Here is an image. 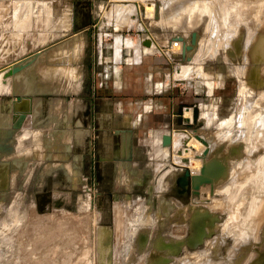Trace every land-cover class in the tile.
<instances>
[{"label":"rangeland","instance_id":"1","mask_svg":"<svg viewBox=\"0 0 264 264\" xmlns=\"http://www.w3.org/2000/svg\"><path fill=\"white\" fill-rule=\"evenodd\" d=\"M145 3L154 4V12L151 15L146 14ZM156 3L159 5L158 19H155ZM20 5H29L28 7L30 8L26 13L18 16L21 24L28 22L30 14L27 12L33 10V13L36 14L40 10L42 13V6H44L41 3H34L33 5L29 1H25ZM117 8H122V10L116 13ZM87 16L88 19H92V22L98 21L100 26L104 24L107 28L106 30L104 26H101L104 28L97 32L98 37L89 34L90 55L98 38L101 39L105 48L116 42V60L119 59L121 50L125 48L134 49L137 54L136 56H139L140 49L144 50L141 51L144 57H153L155 52L164 54V58L168 63L166 66L164 65L165 72L158 76L159 80H162L165 84L162 89L163 93L154 98L155 102H153V105L158 112L149 113L148 117L140 121L136 127V132L143 134L141 138L139 137L140 140L149 137L152 131L157 130L164 131V135H170V144L154 153H152L154 151L152 147L154 144L159 145L161 143V136L156 135L149 141L148 156L151 158L155 156L157 158H154L152 161L138 160L140 168L135 161L118 162L115 166L116 176L114 177L115 169L112 170L114 173L109 171V177L107 176V179H104L105 185L102 186L103 188H99L98 184L104 183L101 181L99 175L97 176V170H99L101 162L99 145L97 143L100 129L96 126L94 127L91 193L99 191L116 194L118 202L114 203V205L117 204L116 206L113 205L115 214L119 212V215H121L122 210L126 212L120 217L114 215L115 221L120 218L119 220L121 221L118 220L117 222H120L122 228V230L121 228L119 230L120 224L116 222V225L119 226H116V230L118 228L119 232L117 233L118 236H116L115 242L120 247L123 246L122 238L124 237L123 239H126L124 246L129 242L132 244L134 236L129 234L125 238L123 235L128 233L129 230L136 234L150 228L148 248L154 255L153 259L146 260L149 255L148 251L140 254V260H138L137 264H160L161 259L159 260V258L163 257V255L169 258L168 264H197L201 261V263H208L207 260L210 261L208 264H217V262L221 264L226 262L225 258L227 259L231 248L237 254L235 256L238 260L236 264H242L251 253L259 251L257 247L260 244L248 242L243 246V251L239 250L237 245L233 243L238 244L235 228L246 227L245 224L247 222L252 224V226H256V222H259V219H261L259 215L262 213H259L262 209L264 210V206H260L264 202V193L261 195L264 191V184L261 183L264 179H261L264 177L260 176V174L264 175L262 174L264 167L260 168L264 165L261 163L264 162V153H262L264 152V145L261 142L264 141V127L260 129V123H258L264 117V62L258 64L259 69L256 73L252 70L256 65V62L253 61L254 47L260 36L264 34V0H95L94 6L88 9ZM3 19L4 14L0 13V22ZM114 29L117 31L115 32ZM192 31L200 34L198 48L194 53L192 61L185 63L181 58L183 42L172 41L171 37L181 32L185 36L186 41L189 42ZM106 34L111 35L106 36ZM112 34L113 36L116 34L115 41L112 39ZM46 39H49V35L41 33L39 42L43 43ZM147 39L150 41L149 46L143 45V42ZM162 44H164V48ZM68 53V47L63 46L59 49L58 60L63 62L65 57L67 58ZM112 54V50L109 52L106 49L104 52L106 59L110 58ZM130 54L123 49L122 55L124 58ZM28 58H31V56ZM143 61L139 65H134L132 69L142 77L141 81H143L141 85L137 86L140 91L135 95L145 100L149 98L147 95H144L145 90L143 89L145 88V76L148 73L146 67H148L149 62ZM41 62L37 63L39 66L35 68V72H33L32 68L30 72L20 73V71L14 76L7 78L4 77V72L11 66H14V64L9 65L5 70L0 69V92H11L13 84L22 85V91L31 94L35 90L40 91V86L42 88L46 87V90L49 89L50 86L47 82H50L57 75H63L64 71L62 68L55 69L54 66L51 67V70H47L46 65ZM93 65L95 66V62L89 57L90 104H95L98 98H112L115 102L121 101L122 98L124 99L123 94L117 95L114 93L113 82L117 79H124L123 68L125 63L121 64L119 75L113 74L114 76L111 79L105 80L100 75L103 72L102 66L95 68ZM102 82H105V86L106 83L108 84L106 88L99 86L100 83L102 86ZM165 88L168 91L165 92ZM122 92L128 93L125 90ZM129 92H132V88L129 89ZM0 98L3 97L0 96ZM19 103H17V108L26 109L27 103L24 101ZM6 104L9 108L3 111L2 106H6ZM6 104L0 101V129H9L17 117L16 114L9 113L11 108L10 98ZM160 105L163 106V111L158 109ZM153 110L156 111L155 109ZM194 116H196L195 123L192 122ZM107 118H109V115H103V119L106 120ZM125 118L122 117V121L119 124L127 125L128 121ZM184 118L191 120L189 123L190 127L183 121ZM255 124L258 125L256 126ZM29 134L30 132L26 129L22 132L23 137H27ZM256 135L259 136L258 139H255L257 138ZM259 139L260 143L257 145L256 140L259 142ZM252 142H256V144L252 145ZM81 143H83V140H81ZM99 143L104 146V150L106 151V155L102 156L109 158L111 154L110 135L104 134L99 139ZM191 143L193 144L191 145ZM26 145L30 146V144ZM193 145L194 149H198L195 150L197 152H193ZM186 149L188 152H186ZM12 156L15 155L0 152V188H2L0 190V264H98L96 210L79 207L76 211H73L53 207L52 209L40 212L35 201L34 192L43 188L50 190L51 181L46 177L41 180L38 170L36 173L31 174L27 172V169L24 174L16 178V174L14 172L10 173L8 170L7 159ZM248 157L249 159H247ZM259 157L261 158L258 160L261 161L258 167L262 164L259 167L263 171L261 173H258V170L253 166L254 164H252V161ZM250 159H252L250 161L252 163L249 162ZM183 160H187L188 163H184ZM15 161L17 162V160ZM196 163L198 166H196ZM245 164L250 166H248V172H246L247 166ZM215 166H218L217 168H224L226 170L225 173L213 179L211 184L201 185L198 190L199 196L194 195L190 187L186 191L180 190L181 188L177 180L184 170L190 171L194 176H200L202 170L204 171L203 173L207 174ZM244 166L246 167L244 168ZM216 167L215 170L217 169ZM211 171L214 172V170ZM243 171H245V174ZM254 171L259 174L258 178L255 172L256 180L253 176L254 174H252ZM246 173L247 175L251 173V176L249 175L244 180ZM241 175H243V178ZM250 177H252V180H250ZM10 179L12 182L8 184ZM247 179L251 183H254V185L251 183H249L251 185H248L247 181L249 180ZM255 181H260L259 183L263 186ZM237 182H241V185ZM233 184L237 185V189L234 186V190L232 191ZM242 184L244 185L242 186ZM229 185L232 187L231 195L227 194L229 192L227 189ZM245 185L247 186L245 187ZM259 185L262 186V189ZM242 187H245L246 192L250 191V193H245ZM185 192H188V195L186 194L183 197ZM237 192L242 193L238 194ZM225 194L226 196L229 195L230 199L227 197V199L223 198ZM232 194L233 197L231 198ZM254 194L256 195L254 196ZM214 198L215 200L212 201ZM242 198L247 199L244 201ZM239 199L242 200L238 201ZM255 199L260 200L256 201ZM218 201H221V206ZM223 201L225 203L228 201L227 205ZM222 202L227 209H225ZM180 203L191 207L183 206ZM234 203H237V207ZM215 204L219 209L216 208ZM228 204H231L230 206L234 205L235 207L232 206V208H236L237 212H239L237 213L236 209L232 211V208L230 210ZM239 204L242 205L240 206ZM251 205L254 206V209H251ZM240 207L243 208V212H240ZM115 208H118L119 211H116ZM200 209L208 210L219 218L217 223L214 222L210 226V229H214L215 227L213 236L206 239L196 250H187L182 245L174 253H166V250L164 252L161 251L157 243L158 240L162 239L161 236H171L169 240L179 242L186 234V227L190 225L192 227L190 244L194 245L201 239L203 234H205V231H203L205 230L203 229L205 227V220H202L205 218V215L203 216L204 213ZM258 209L260 211H257ZM229 210L234 213L236 212L235 214H231L232 218L236 214L238 216L236 215L237 217L235 216L232 219L230 212H226ZM197 214H201L204 218H200L201 216L199 217ZM129 215L133 216L129 217ZM195 215H197V219H200H196V224L193 223V220L196 218ZM252 215L259 216L258 218L256 217L258 221H253L255 218ZM123 216H126V218ZM134 216H139V218ZM242 216L244 219L241 220ZM133 218H136L137 221H142V224L146 222V225L141 224L142 227L137 226L140 225V222L138 223ZM129 219L134 220L132 224L134 222L137 223L132 225L130 223L132 221L129 222ZM227 219L229 221L235 220L233 223ZM124 220L125 223L122 222ZM235 222L240 223L234 226ZM170 223L174 224L170 229L171 231H167L166 227ZM228 223L231 225V228H229L230 225H228L229 227L226 226ZM254 223L255 225H253ZM177 224L181 225V227ZM232 232L235 234H232ZM253 233H255L254 230ZM142 242H144L143 239ZM232 244L236 245L235 247L237 248L235 249ZM262 252L264 253V249ZM196 253H199V255ZM195 254L197 257H195ZM155 256H158V258H155ZM204 256L206 257L205 261L203 260L205 259ZM118 257L119 254L116 253V261ZM123 257L125 256L123 255ZM210 257H212L211 260L208 259ZM198 258L201 259L197 262ZM222 260L225 261L222 262Z\"/></svg>","mask_w":264,"mask_h":264},{"label":"crops","instance_id":"2","mask_svg":"<svg viewBox=\"0 0 264 264\" xmlns=\"http://www.w3.org/2000/svg\"><path fill=\"white\" fill-rule=\"evenodd\" d=\"M25 1H29L33 5L41 3L44 6H42V13L40 10L36 14L33 13V10L27 12L30 14V18L26 24H21L18 16L30 9L29 5L19 6ZM94 3L95 0H0V13L4 14V19L0 22V69L5 70L11 64L17 65L26 61L25 68L19 72H30L32 68L35 72V68L39 66L37 63L42 61L41 63L46 65L47 70H51V67L54 66L55 69L62 68L64 71L63 75H57L47 82L50 86L47 90L46 87L40 86V91L35 90L31 94L22 91V85L13 84L11 92H0V96L3 97L0 98V101L6 104L10 98L9 113L17 116L9 129H0V152L17 155V157L12 156L7 159L8 170L10 173L14 172L16 178L24 174L26 169L31 174L38 170L41 180L45 177L49 178V175L59 167L71 172L73 163L70 161L69 155L76 150L78 156L81 157L80 152L83 145L81 140L86 137V132L89 137L92 134L94 137V130L91 128L93 123L100 129L97 143L101 161L107 158L102 156L106 155V151L104 146L99 143V139L104 134L111 137L110 156L116 154L118 157L114 160L115 165L118 162L134 161L139 164L138 160L141 158L145 160L148 158V161L157 158L148 156L149 141L156 135L161 136V143L153 145L152 153L163 148L164 131H152L149 137H143L144 139L140 140L139 137L141 138L143 134H138L136 127L140 121L148 117L149 113L158 112L153 102H155V96L163 93L162 89L165 84L159 80L158 76L165 72L164 65L168 64L167 60L164 58V54L158 52H155L153 57H144L141 53L144 51L142 49L139 51V56H136L134 49L125 48L123 49L131 54L124 58L122 49L119 59L116 60V42L105 48L101 39L98 38L90 55L89 34L98 37L97 32L100 29L105 27L104 29L107 30L106 25L102 24L101 26L104 27H101L99 22L97 24V22H92V19H88L87 11L94 6ZM41 33L49 35V39L43 43L39 42ZM108 35L111 34H106V36ZM115 36L116 34L112 37L114 41ZM63 46L68 47L69 53L67 58L65 57L63 62H60L58 53ZM106 49L113 52L107 59L104 56ZM196 49L187 55L190 61L183 60L185 63L192 61ZM29 56L31 58H28ZM89 57L95 62V66L93 65L95 68L102 66L103 72L100 75L103 80L111 79L115 74L119 75L121 64L125 63L124 79H117L113 82L114 93L123 94V100L115 102L112 98H98L95 104H90ZM143 60L149 62L146 67L148 73L145 76V88H143L144 95L149 98L145 100L135 95L140 91L137 86L141 85L143 81H141L142 77L132 69L134 65L144 62ZM107 85L106 83L105 86V82H102V86L101 83L99 86L106 88ZM131 88L132 92L130 93L129 89ZM124 90L128 93H123ZM164 91L168 90L165 88ZM19 101L27 103L26 109L17 108ZM8 108L7 104L2 106L3 111ZM158 109L163 111V106L160 105ZM106 114L109 115V118L105 120L103 115ZM22 115L24 119L20 127L9 139L10 130ZM122 117H126L127 125L119 124ZM22 123L24 124L22 125ZM24 129L30 132L27 137L22 136ZM26 144H30V146ZM91 147L92 151L93 146ZM10 182H12L11 179L8 184Z\"/></svg>","mask_w":264,"mask_h":264},{"label":"flooded vegetation","instance_id":"3","mask_svg":"<svg viewBox=\"0 0 264 264\" xmlns=\"http://www.w3.org/2000/svg\"><path fill=\"white\" fill-rule=\"evenodd\" d=\"M94 123L92 124L91 128L94 130ZM93 134L89 137L86 135V137L83 140L82 145V151L81 157H79L77 151H72V154L69 155L70 161L73 163V168L71 169V172L65 171L63 168H56L54 172L49 175V180L51 181V188L50 190L47 189H41L36 190L34 192L35 195V201L38 206V210L45 211L54 208H64L76 211L79 207L96 210L97 216H96V237H97V250H98V264H137L140 254H144L145 252L149 251V255L146 258V260L153 259L154 256L149 248H148V242L150 239L149 232L150 228L148 230H143L139 233H133V231L129 230L128 233H126L125 238L128 237V235L132 234L133 242H129L125 245L126 239L122 238L123 246H119L115 240L117 233L119 230H116V221L115 216L113 212V205L115 202H118L116 199V194L111 193H105V192H99L95 191L91 193V164H92V151L91 146H93ZM117 155H111L109 158H106L104 161L100 162L99 170H97V176L101 178V181L104 183L98 184L99 188H103L102 186L105 185L104 179H107L106 177H109V171H112L115 169V162ZM139 160H145L144 158H141ZM148 160V158H146ZM107 161V162H106ZM111 161V162H108ZM113 161V163H112ZM139 165V164H138ZM116 171V169H115ZM115 177V175H114ZM114 184V183H113ZM82 185V186H81ZM113 186V185H112ZM115 190V188L113 187ZM182 191V189H180ZM188 192H185L183 194L186 195ZM188 195V194H187ZM199 196V195H198ZM184 203V202H183ZM182 204V203H180ZM186 207H191L188 205H184ZM193 207V206H192ZM195 207V206H194ZM198 209V207H196ZM203 211L204 215L206 217L205 220V234L201 237L200 240L194 245H191L189 240L191 237V231L192 227L191 225L186 227V234L183 236L182 240L179 242H173L170 239L171 236H161L162 239L158 240V246L160 247V250L168 253H174L176 250H179L182 245L185 247V249H191L196 250L199 248L202 243L206 239H209L214 234V229H210V224L214 222H218L219 218L209 212L208 210H201ZM218 220V221H217ZM191 223V222H190ZM172 224V225H171ZM174 223H170L169 226L166 227L167 231H171V227ZM179 225V224H177ZM115 227V228H114ZM181 227V225H179ZM168 235V234H166ZM165 237V240H164ZM142 239L144 242H142ZM167 239V240H166ZM137 242V243H136ZM118 253L119 257L117 261L115 260V254ZM123 255L125 257H123ZM155 258H158V256H155ZM161 259V260H160ZM160 264H168L169 258L168 257H160Z\"/></svg>","mask_w":264,"mask_h":264},{"label":"bare ground","instance_id":"4","mask_svg":"<svg viewBox=\"0 0 264 264\" xmlns=\"http://www.w3.org/2000/svg\"><path fill=\"white\" fill-rule=\"evenodd\" d=\"M144 8H145V12H146L147 15H151L152 12H154V4H153V3H147V4L145 3V4H144ZM119 10H122V8H117V12H116V13H118ZM115 15H116V14H115ZM22 18H23V16H22ZM22 18H21V19H22ZM122 19H124V18H122ZM122 19H121V20H122ZM118 44H119V41H118ZM174 47H175V49L177 48L176 46H174ZM174 47H173V48H174ZM178 47H179V46H178ZM175 49H174V50H175ZM65 50H66V49H65ZM65 50H64V51H65ZM176 50H178V49H176ZM253 61L256 62V65L253 67L252 70H254V72L256 73L257 70L259 69V65H258V64L261 63V62H264V34L260 36L258 42L255 44L254 51H253ZM9 90H11V89H9ZM240 101H241V100H240ZM240 114H241V113H240ZM239 119H240V117H239ZM239 122H240V121H239ZM258 123H260V125H259V126H260V129H261L262 127H264V117H262V118L259 120ZM255 125H256V124H255ZM257 125H258V124H257ZM257 125H256V126H257ZM261 131H262V130H261ZM263 131H264V130H263ZM263 131H262V134H263ZM259 132H260V131H259ZM260 133H261V132H260ZM258 135H261V134H258ZM256 136H257V135H256ZM261 137H262V136H261ZM263 137H264V136H263ZM258 138H259V136H257V138H255V139H258ZM255 139H254V141H255ZM262 139H263V138H262ZM262 139H261V140H262ZM252 140H253V139H252ZM263 140H264V139H263ZM256 142H257V145H258V143H260V139H259V142H258L257 140H256ZM256 142H252V145H253V144H256ZM261 142H263V145H264V141H261ZM192 144H193V143H191V145H192ZM104 145H105V144H104ZM252 145H250V146H252ZM257 145H256V147H257ZM263 145H262V146H263ZM189 146H190V143H189ZM259 146H261V145H259ZM259 146H258V147H259ZM175 147H176V146H175ZM199 147H200V146H199ZM256 147L254 146V148H256ZM195 148H196V147H195ZM254 148H253V149H254ZM262 148H263V147H262ZM189 149H190V147H189ZM192 149H193V152H197V151H195V150H198V149H194V145H193ZM251 149H252V148L250 147V150H251ZM257 149H258V148H257ZM263 149H264V148H263ZM186 150H187V149H186ZM199 150H200V149H199ZM250 150H249V151H250ZM259 150L261 151V149H259ZM183 151H184V150H183ZM183 151H182V152H183ZM249 151H248V152H249ZM251 151H252V150H251ZM253 151H254V150H253ZM186 152H188V150H187ZM189 152H190V151H189ZM191 152H192V150H191ZM257 152H258V151H257ZM250 153L252 154V152H250ZM262 153H264V152H262ZM193 154H194V153H193ZM260 154H261V153H260ZM260 154H259V155H260ZM183 155H184V154H183ZM259 155H258V156H259ZM255 156H256V155H255ZM258 156H257V157H258ZM260 156H261V155H260ZM263 157H264V156H263ZM263 157H262V160H263ZM260 158H261V157H259V158H255L254 161H252V159L249 160V162H250V161L253 162V163H252V162H250V163L254 164L253 166H255V168L258 170V173L263 172L262 169H259L260 165L262 166V164H260L259 167H258V164H259V162L261 161V160L259 161L258 159H260ZM247 159H249V157H248ZM196 161H197V160H196ZM263 161H264V160H263ZM194 162H195V160H194ZM245 163L250 164V163H248V162H245ZM261 163L264 164V162H261ZM199 164H200V163H199ZM218 164H219V163H218ZM245 165H246V164H245ZM250 165H251V164H250ZM194 166H195V165H194ZM196 166H198L197 163H196ZM246 166H247V165H246ZM246 166H244V168H245ZM248 166H249V165H248ZM248 166H247V171H246V169H244L246 172H248V170H249V169H248ZM215 167H216V166H215ZM215 167H213V169H210V168H209V169H210V172H208V173L206 174V175H209V176L211 177V179H212L211 181H212V182H213V179H215V178H217V177L223 175V173H225V171H226V170H224V168L222 169V167H221V168H217L218 166L216 167L217 169L215 170ZM249 167H250V166H249ZM263 167H264V165H263L262 167H260V168H263ZM211 168H212V165H211ZM256 169H253V170H256ZM211 170H214V172H212ZM257 170H256V171H257ZM208 171H209V170H208ZM245 171H243L244 174H245ZM250 171H252V170H250ZM256 171H254L253 173L251 172L252 174H254L253 176H254L255 180L257 179V177L259 178V176H258L259 174H258ZM255 172L257 173V175H256ZM251 173H250V174H251ZM250 174L247 175V173H246V176L244 175V176H245V177H244V178H245L244 180H246V178H247ZM262 174H264V172H263ZM255 175H256L257 177H256ZM241 176H242V178H243V175H241ZM250 176H251V175H250ZM260 176H261V177H264V175H261V174H260ZM250 178H251L250 180H252V177H250ZM263 179H264V178H262L261 180H263ZM247 180H249V179H247ZM250 180H249V181H250ZM249 181H247V182H248V185H251V184L254 185V183H251V181H250V182H249ZM244 182H245V181H244ZM255 182H258V183H259L260 181H255ZM263 182H264V181H263ZM263 182L261 181L262 184H264ZM232 183H233V182H232ZM234 183H236V182H234ZM237 183L241 185V182H240V183L237 182ZM249 183H251V184H249ZM261 183H259V184H261ZM255 184H257V183H255ZM262 184H261V185H262ZM208 185H209V184H208ZM230 185H232V184H230ZM230 185H229V187H230ZM243 185H244V184H242V186H243ZM257 185H258V184H257ZM261 185H259V187H261V189H262V186H263V185H262V186H261ZM234 186H235V184H233V189H232V187H230V190H229V187L227 188L228 191H229V192L227 191V192H228L227 194H230L231 189H232V191L234 190ZM236 186H237V185H236ZM236 186H235V187H236ZM246 186H247V185H245V187H246ZM240 187H241V186H240ZM245 187H242V189L245 190ZM248 187H249V186H248ZM252 187H254V186H252ZM263 187H264V186H263ZM209 189H210V187H209ZM236 189H237V187H236ZM250 189H251V187H250ZM250 189H249V190H250ZM239 190H241V189H239ZM247 190H248V189H247ZM225 191H226V190H225ZM225 191H224V192H225ZM237 191H238V190H237ZM253 191H254V189H253ZM262 191H263V190H262ZM201 192H202V191H201ZM242 192H243V191H242ZM242 192H239V193L237 192V193L240 194V193H242ZM232 193H234V192H232ZM245 193H250V191H247V192H246V190H245ZM245 193H244V194H245ZM251 193H252V189H251ZM254 193H255V192H254ZM256 193H257V187H256ZM263 193H264V191L262 192V194H261V193H260V194L263 195ZM244 194H243V195H244ZM230 195H231V194H230ZM243 195H242V197H244ZM246 195H247V194H246ZM248 195H249V194H248ZM255 195H256V194H254V196H255ZM258 195H259V194H258ZM228 196H229V195H228ZM228 196H226V194H225V196H224L223 198H226V197L229 198ZM237 196H238V195H237ZM240 196H241V195H240ZM263 196H264V195H263ZM232 197H233V194H232L231 198H232ZM234 197H236V196H234ZM249 197H250V196H249ZM251 197H252V196H251ZM223 198H222V199H223ZM227 198H226V199H227ZM247 198H248V196H247ZM247 198H246V199H247ZM254 198H255V197H254ZM256 198H258V197L256 196ZM259 198H261V197H259ZM229 199H230V198H229ZM236 199H237V198H236ZM242 199H243L244 201H246V199H244V198H242ZM242 199H239L238 201H240V200H242ZM263 199H264V197H263ZM213 200H215V198L212 199V201H213ZM217 200H218V199H217ZM217 200H216V203H217ZM220 200H221V199H220ZM223 200H224V199H223ZM255 200H256V199H255ZM255 200H254V201H255ZM259 200H260V199H259ZM259 200L257 199L256 201H259ZM229 201H230V200H229ZM231 201H232V200H231ZM233 201H234V200H233ZM235 201H236V200H235ZM254 201H253V202H254ZM214 202H215V201H214ZM214 202H212V203H214ZM218 202H219V201H218ZM220 202H221V201H220ZM220 202H219V204H220ZM223 202L225 203V201H223ZM223 202H222V203H223ZM242 202H243V201H242ZM224 203H223V205H224ZM226 203H228V201H226ZM226 203H225V204H226ZM229 203H231V202H229ZM257 203H258V202H257ZM118 204H119V203H118ZM232 204H233V203H232ZM234 204H235V203H234ZM236 204H237V203H236ZM236 204H235V206L237 207ZM253 204H254V203H253ZM116 205H117V204H116ZM116 205H114V206H116ZM200 205H201V204H200ZM212 205H213V204H212ZM226 205H227V204H226ZM228 205H229V204H228ZM230 205H231V204H230ZM230 205H229V206H230ZM239 205L241 206L242 204H239ZM245 205H247V204H245ZM215 206H216V204H215ZM220 206H221V204H220ZM232 206H234V205H232ZM232 206H230V210L233 209ZM235 206H234V207H235ZM248 206H249V205H248ZM251 206H252L251 209H254V208H253L254 206H253V205H251ZM260 206H264V202H263V205L260 204ZM130 207H131V206H130ZM212 207H214V206H212ZM224 207H225V205H224ZM224 207H223V208H224ZM238 207H239V206H238ZM242 207H243V206H242ZM242 207H240L241 210L244 208V207H243V208H242ZM246 207H247V206H246ZM249 207H250V206H249ZM255 207H256V204H255ZM118 208H120V206H118ZM118 208H115L116 211H117V210L119 211ZM121 208H122V206H121ZM210 208H211V207H210ZM216 208H217V206H216ZM216 208H215V209H216ZM220 208H221V207H220ZM231 208H232V209H231ZM240 208H238V210H240ZM263 208H264V207H263ZM211 209H212V208H211ZM215 209H214V210H215ZM217 209H219V208H217ZM225 209H227V208L225 207ZM228 209H229V208H228ZM235 209H236V208H235ZM235 209H233L232 211H234ZM121 210H122V209H121ZM138 210H139V209H138ZM230 210H229V211H226V212H230V215H231V214L234 213V212H232V211H230ZM241 210H240V212H243V211H244V210H242V211H241ZM113 211H114V209H113ZM123 211H124V210H122L121 215H122V214L124 215V213H126V212H123ZM136 211H137V210H136ZM223 211H224V210H223ZM251 211H253V210H251ZM257 211H260V210L258 209ZM130 212H131V209H130ZM219 212H222V211H219ZM236 212H237V209H236ZM236 212H235V213H236ZM238 212H239V211H238ZM238 212H237V213H238ZM246 212H247V211H246ZM254 212H256V211H254ZM222 213H223V212H222ZM235 213H234V214H235ZM258 213H259V212H258ZM258 213H257V214H258ZM261 213H262V214H261ZM116 214H117V215H116ZM116 214H115V211H114V215H115V216H117V217H120V216H121V215H119V212H117ZM130 214H132V213H130ZM133 214H134V213H133ZM141 214H142V213H141ZM239 214H240V213H239ZM244 214H245V213H244ZM252 214H253V213H252ZM255 214H256V213H255ZM259 214H261V215H259ZM259 214H258V215H259L260 217H259V216H258V217L261 218V219H259V220H260V221H259L260 224H258L259 222H256V221H258V220H256V217H257V216H256V215H255V216L252 215V216L255 218V220H253V221H255V222L257 223L256 226H252V224H250L249 222H247V224H245L246 227H242V228H238V227L235 228V227H234V228L236 229V230H235V233H236V239H237V241H238V244L235 243V242H233V241L236 240V239H234L232 242H233L234 244L237 245V247L239 248V250L243 251V249H244L243 246H244L246 243H248V242H249V243H250V242H253L254 244H260V245L257 247V249H259V251H258L257 253H251L250 256L248 255L249 257L247 256L248 258L245 259V261H243L242 264H264V253L262 252V250L264 249V210L262 209L261 212H260ZM134 215H135V214H134ZM136 215H137V214H136ZM139 215H140V214H139ZM197 215H199V217L201 216V214H197ZM197 215H195L196 218L193 220V223H195V224H196ZM236 215H237V214H236ZM236 215H235V216H236ZM126 216H127V214H126ZM126 216H123V217L126 218ZM131 216H133V215H129V217H131ZM140 216H141V215H140ZM203 216H204V214H203ZM235 216H233V218H235ZM237 216H238V215H237ZM237 216H236V217H237ZM240 216H241V215H240ZM248 216H249V215H248ZM123 217H122V219H124ZM134 217L139 218V216H134ZM205 217H206V215H205ZM228 217H229V214H228ZM230 217L232 218V215H231ZM258 217H257V218H258ZM200 218H204V217L201 216ZM233 218H232V219H233ZM238 218H239V217H238ZM254 218H253V219H254ZM119 219H120V218L116 219V222H117ZM133 219H136V218H133ZM229 219H230V218H229ZM229 219H227V220L229 221ZM236 219H237V218H236ZM242 219H244L243 216H242L241 220H242ZM246 219H247V218H246ZM140 220H141V218H140ZM142 220H143V219H142ZM197 220H200V219L198 218ZM202 220H204V219H202ZM234 220H235V219H234ZM234 220H233V221H234ZM238 220H240V219H238ZM238 220H237V221H238ZM241 220H240V222H241ZM249 220H250V219H249ZM249 220H248V221H249ZM119 221H121V220H119ZM126 221H128V219H126ZM130 221H132V222H130ZM133 221H134V220H132V219L130 220V219H129V222H130L131 224L133 223ZM136 221H137V219H136ZM143 221H144V220H143ZM233 221L230 220L229 222H233ZM251 221H252V220H251ZM251 221H250V222H251ZM122 222L125 223V220L122 221ZM122 222H121V223H122ZM137 222L139 223L140 221L138 220ZM137 222H134V224H132V225H135V223H137ZM141 222H142V221H141ZM141 222H140V225H137V226L142 227V225H146V222H145L144 224H142L143 222H142V223H141ZM240 222H238V223L235 222L236 224H233V225H234V226L237 225V224L239 225ZM244 222H245V221H244ZM117 223L120 224V222H117ZM124 223H123V225H124ZM130 223H129V224H130ZM197 223H198V221H197ZM233 223H234V222H233ZM242 223H243V222H242ZM141 224H142V225H141ZM211 224H212V223H211ZM211 224H210V225H211ZM125 225H126V224H125ZM228 225H230V224H229V223L226 224L227 227H229ZM233 225H232V226H233ZM253 225H255V223H254ZM116 226H117V225H116ZM240 226H241V225H240ZM117 227H119V226H117ZM123 227H125V226H123ZM131 227H133V226H131ZM227 227H226V228H227ZM114 228H115V227H114ZM120 228H121V224H120L119 229H120ZM135 228H138V227H135ZM193 228H195V227H193ZM199 228H200V227H199ZM202 228H203V227H202ZM226 228H225V230H227ZM229 228H231V225H230ZM229 228H228V229H229ZM237 228H238V229H237ZM117 229H118V228H117ZM130 229H131V228H130ZM197 229H198V227H197ZM203 229H205V228H203ZM121 230H122V228H121ZM123 230H124V229H123ZM198 230H199V229H198ZM253 230H254L255 233H253ZM203 231H204V230H203ZM230 231H231V230H230ZM193 232H194V231H193ZM200 233H201V232H200ZM233 233H234V232H232V234H233ZM235 233H234V234H235ZM124 234H125V233H124ZM194 234H195V233H194ZM224 234H225V233H224ZM232 234H231V235H232ZM191 235H192V234H191ZM117 236H118V235H117ZM193 236H194V235H193ZM193 236H192V238H193ZM234 238H235V235H234ZM190 239H191V238H190ZM189 241H190V240H189ZM234 244H232L233 247L236 246V245H234ZM237 247H235V249H236ZM253 249H254V248H253ZM230 250L233 251L232 248H231ZM231 251H229L227 259L225 258L226 262L221 263V264H236V263H237L238 260H237V258H235V256H236L237 254L234 253V251H233V252H231ZM236 251H238V250H236ZM236 251H235V252H236ZM241 251H240V252H241ZM245 251H246V250H245ZM238 252H239V251H238ZM238 252H237V253H238ZM203 253H204V252H203ZM196 254L199 255V253H196ZM196 254H195V255H196ZM145 256H146V255H145ZM208 256H209V255H208ZM147 257H148V256H147ZM195 257H197V255H196ZM204 257H205V256H204ZM214 257H215V256H214ZM139 258H140V257H139ZM193 258H194V257H193ZM234 258H235V260H234ZM141 259H142V258H141ZM195 259H196V258H195ZM200 259H201V258H198V260H196V261L198 262ZM202 259H203V258H202ZM208 259L211 260L212 257H210V258H208ZM139 260H140V259H139ZM203 260L205 261V260H206V257H205V259H203ZM225 260H222V262L225 261ZM192 261H193V259H192ZM207 261H208V263H210L209 260H207ZM213 261H214V260H213ZM138 262H139V261H138ZM140 262H141V261H140ZM194 262H195V260H194ZM201 262H202V261H201ZM201 262H200V263H201ZM142 263H143V262H142ZM198 263H199V262H198ZM198 263H197V264H198ZM200 263H199V264H200ZM204 263H207V262H203V263H201V264H204ZM208 263H207V264H208ZM212 264H214V263H212ZM217 264H220V262H219V263L217 262Z\"/></svg>","mask_w":264,"mask_h":264},{"label":"water","instance_id":"5","mask_svg":"<svg viewBox=\"0 0 264 264\" xmlns=\"http://www.w3.org/2000/svg\"><path fill=\"white\" fill-rule=\"evenodd\" d=\"M156 10H155V19L159 18V5L156 3L155 6ZM98 24V21H97ZM200 34L196 31H192L190 34V40L189 43L186 42V38L185 36L180 32L179 34H176L174 36L171 37L172 41H182L183 42V47H182V52H181V58L182 60H187L190 61L189 56H187L188 54L192 53L196 48H197V43H198V39H199ZM150 41L147 39L145 42H143V45L145 46H149ZM168 44V42H167ZM164 48V46H163ZM26 61H24V63H20L14 66H11L10 68H8V70H6L4 73V77H12L13 75H15L16 73H18L19 71H22L25 68L26 65ZM24 119V116H20V118L18 119V121L13 125L12 130H10L9 132V139H11L15 132L17 131V129L20 127V124L22 122V120ZM196 116H194L192 118V122H196ZM186 124H188V126L190 127V119L189 118H184L183 120ZM170 135H164L163 137V144L162 146H168L170 144ZM184 163H188L187 160H183ZM204 171H201V175L197 176V175H192L190 173V171L188 170H184L183 174L178 178L177 182L180 186V188L184 191H186L188 189V187L191 188L192 193L194 195H198V190L200 188L201 185H205L207 183L211 184V177L209 175H206L205 173H203Z\"/></svg>","mask_w":264,"mask_h":264}]
</instances>
